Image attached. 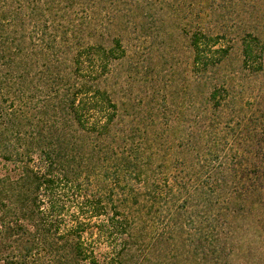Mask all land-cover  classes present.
<instances>
[{
  "label": "trees",
  "instance_id": "16d2710c",
  "mask_svg": "<svg viewBox=\"0 0 264 264\" xmlns=\"http://www.w3.org/2000/svg\"><path fill=\"white\" fill-rule=\"evenodd\" d=\"M104 1L0 0V263L151 264L155 258L156 264H168L162 253L171 247L183 264H227L235 233L232 215L223 214L225 231L218 224L189 229L175 202L185 193L182 205L197 198L208 206L217 191L202 184L191 193L176 177L153 183L149 164L138 160L163 159L164 150L155 146L169 132L167 113H180L178 97L198 98L197 114L210 116L209 128L216 130L214 118L237 113V108L243 112V94L261 81V100L245 107L251 114L242 125L254 148L247 156L261 159L256 166L248 163L253 169L245 173L254 175L259 186L252 190L243 185L239 193L258 198L264 189V1L228 19L230 24L224 7L201 0L146 1L135 11L127 9L132 17L119 7L118 14L107 15L116 5ZM144 7L145 21L131 19L143 14ZM135 41L137 55L143 41H149L152 51L168 52L162 61L168 65L169 56L184 46L185 79L190 82L177 85L168 97L161 93L164 89L156 93L151 102L163 117L157 124L160 135L144 139L142 151L134 146V136H143L147 127H121L126 117H137L138 124L142 117L131 115L135 105L127 94L118 98L114 81L119 75L113 74L128 55L126 44ZM253 113H262V134L255 133ZM175 130L165 143L161 139L163 146L196 136L178 138L182 131ZM207 138V144L212 142L209 155L217 160L223 152L216 144L220 138L211 132ZM200 141L196 136L195 143ZM223 174L215 171L211 180L216 184ZM240 179L245 181L244 175ZM88 187L94 192H86ZM167 200L175 204L174 211L149 236L146 218L155 206L161 211ZM209 205L211 210L213 203ZM102 239L110 248L104 254L98 251ZM142 244H150L156 255H148Z\"/></svg>",
  "mask_w": 264,
  "mask_h": 264
},
{
  "label": "rangeland",
  "instance_id": "374dc122",
  "mask_svg": "<svg viewBox=\"0 0 264 264\" xmlns=\"http://www.w3.org/2000/svg\"><path fill=\"white\" fill-rule=\"evenodd\" d=\"M102 2H106L104 0H100ZM146 1L152 2L154 0H113L116 5L113 10H109L107 15L112 16L113 14H118V7L121 10H126L123 13L131 16L132 8L135 11V7L137 4L144 6ZM198 1V0H197ZM202 4L205 5H213L214 7H224V15L226 16L225 20L227 24H230L228 19L235 18L236 16L245 15L244 11L248 9L252 5H261L264 0H201ZM127 9H131L130 12ZM147 7H144L142 10L143 14L140 16L135 15L134 19H143L144 21L147 17L144 16L146 13ZM228 10V12H227ZM98 16H104V13L98 14ZM233 16V17H232ZM132 17V16H131ZM128 35L133 39L134 35L128 33ZM134 40H132L133 42ZM138 41H135L132 45L126 44L128 48L127 56L122 61H120L113 68V74L119 75L114 82H117L114 85V88L118 91V98L122 101L124 95L127 94L130 98L131 104L135 105V110H129L131 115L133 113H139L142 117V121L138 124L137 117L130 116L126 117L125 122H121V127L124 129L127 126H130L134 123L133 128L137 126L144 129L147 127V133L143 136L135 135L134 136V146L145 149L147 146H143V143L146 142L144 139L152 140V137L159 136L160 132L157 128V124L161 121L162 115L155 111V103L151 102L153 98L156 96V93L162 89L165 90V95H170L175 87L180 84V88L185 86L186 83H190L188 79H185V69L186 64L188 63V55L183 54L184 46H178L177 51L180 55H178L177 51L172 53V59H169L170 65L167 63H162L163 56L169 55L166 51H157L154 47L155 51L151 50V46L149 45V41H143L142 44L145 46L144 49H141L142 54H138L139 50L134 53V47H138ZM174 59V65H173ZM149 66V70L147 69ZM181 71V72H179ZM263 82L259 81L258 83L251 86V90L246 91L243 94V98L240 101L241 107L244 106L243 112L239 111L237 113H220L217 118H214L213 125L214 128H209L210 123L212 122L210 116L206 118H200L198 111L196 110L197 104L195 101H198V98H186L181 99L177 98L178 112L180 113H167L166 119L169 122V132H165L162 136H164V140H168L167 134L173 133L174 129L176 132L180 133L182 131L181 136H177L178 138L182 137L183 134L186 135L192 133L199 137L202 141L198 144L195 143L196 136L191 137L190 140H186L187 138H182L179 141L175 142L172 147L167 145L163 146V141L159 139L158 146H155V149L164 150V156L161 160H154L153 162H147L146 159L139 158L138 162L143 165L149 164V179L150 181L157 182L162 184L164 180H173V178H177L178 182L182 185L184 184L186 188L193 193L195 189H197L200 185H205L207 189L213 188L216 193H219V196L216 193L212 194L211 200L209 201L213 203V207L210 210V205L204 206L203 201L198 200L197 198H190L186 204L184 203V199H186V194L183 193L176 203L180 207V220L182 225L185 227H207L212 224L224 227V231L226 230L224 213L231 214L230 220H234V224L232 225L235 229V233L231 241V246L229 252V246L226 247V252H229V256L227 259V264H264V189L261 190V194L258 198L248 197L247 199L243 198L239 195L240 190L245 187L259 186L254 179V175L246 174L245 172H249L253 169V165H248V163L257 162L256 165H259L260 160L255 157H248V151H253V146L249 142V138H246V134H242V125L247 123V120L251 113L245 110V107H253L258 103L257 101L261 100L262 92L261 89L263 87ZM179 88V86H178ZM193 84H190V89L193 91ZM161 90V91H162ZM157 99H159V95H157ZM239 100V99H238ZM251 103V104H250ZM152 114V115H151ZM156 114V115H154ZM256 114L254 122L255 133L262 134L263 130L261 127L260 115L262 113H253ZM151 115V116H150ZM138 116V114L136 115ZM150 116V117H149ZM240 118L242 122L241 126H238ZM134 120V121H133ZM131 123V124H129ZM233 129H236L234 134H230ZM211 132L213 136L216 138H220V142L216 143L219 145V148L223 151L219 155V158L215 160L211 155H209V147L212 145V142L207 144L206 140L208 139V133ZM229 134L226 139L222 140L224 134ZM184 134V135H185ZM195 139V140H194ZM164 141V143L166 142ZM190 141V142H189ZM219 141V140H218ZM222 141H224L222 143ZM205 142V143H204ZM210 144V145H209ZM195 149V150H194ZM258 147L256 148V150ZM232 151V153H230ZM239 151V153L237 152ZM236 153V158L231 159ZM246 155V156H243ZM248 155V156H247ZM215 171H223V177L220 179V182L215 184V180H211L215 177ZM211 173V174H210ZM4 174V170L0 167V176ZM244 175L245 181L240 178ZM249 175V177H248ZM251 175V176H250ZM209 176L211 178L209 179ZM248 177V178H247ZM247 178V179H246ZM131 179H134L132 176ZM239 179V180H238ZM136 180V179H135ZM213 184V185H212ZM219 186V190H216ZM88 193L94 192L93 188L88 187L86 190ZM256 193V192H254ZM239 195V197H237ZM241 197V199H239ZM170 202V203H169ZM169 203L168 205H165ZM173 202L167 200L163 203L165 205L161 208V211H158V206L152 208L151 213L146 218L149 221L148 225L150 227L149 236L154 235L153 229H155L158 225H164V219L173 210ZM154 202L151 204L153 205ZM149 203L143 208V211L146 212L149 207ZM173 206V207H172ZM160 208V206H159ZM230 209L229 211H227ZM223 215V216H222ZM198 218V222L193 224V219ZM89 235H86L88 237ZM92 238H96L93 236ZM227 242V241H224ZM189 241L185 242L188 245ZM98 251L100 254H104L110 251L108 245L104 239L98 242ZM226 246V245H225ZM223 247V246H221ZM141 248L143 251L148 252V255H156L151 252L150 244H142ZM224 248V247H223ZM98 253V254H99ZM162 258L166 260L168 264H183L182 257L174 258V252L172 248L163 249ZM182 259V260H180ZM155 258L152 259L151 264H156ZM5 264V263H0Z\"/></svg>",
  "mask_w": 264,
  "mask_h": 264
}]
</instances>
